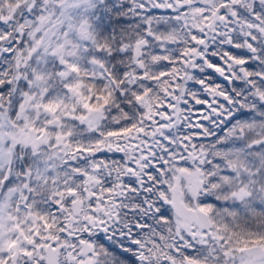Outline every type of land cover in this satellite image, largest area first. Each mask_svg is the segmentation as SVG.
I'll list each match as a JSON object with an SVG mask.
<instances>
[{
	"label": "snow or ice",
	"instance_id": "obj_1",
	"mask_svg": "<svg viewBox=\"0 0 264 264\" xmlns=\"http://www.w3.org/2000/svg\"><path fill=\"white\" fill-rule=\"evenodd\" d=\"M0 264H264V0H0Z\"/></svg>",
	"mask_w": 264,
	"mask_h": 264
},
{
	"label": "flooded vegetation",
	"instance_id": "obj_2",
	"mask_svg": "<svg viewBox=\"0 0 264 264\" xmlns=\"http://www.w3.org/2000/svg\"><path fill=\"white\" fill-rule=\"evenodd\" d=\"M213 75H215V74H213Z\"/></svg>",
	"mask_w": 264,
	"mask_h": 264
}]
</instances>
